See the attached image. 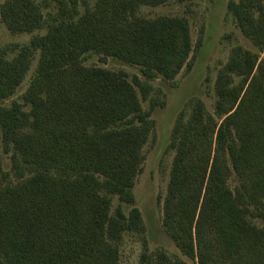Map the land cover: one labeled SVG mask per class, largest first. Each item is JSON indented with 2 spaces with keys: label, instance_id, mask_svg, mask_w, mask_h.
Wrapping results in <instances>:
<instances>
[{
  "label": "trees",
  "instance_id": "obj_1",
  "mask_svg": "<svg viewBox=\"0 0 264 264\" xmlns=\"http://www.w3.org/2000/svg\"><path fill=\"white\" fill-rule=\"evenodd\" d=\"M50 1L56 13H43ZM171 0H8L0 16L12 34L47 27L24 46L0 50V128L11 170L0 158V264H121L126 235L142 237L141 264H188L148 254L146 224L134 188L144 147L155 129L156 76L174 81L192 70L194 47L184 17L139 15ZM242 46L215 82V112L196 99L180 114L168 150L175 151L163 226L197 264H264V0L230 2ZM140 68L85 65L87 55ZM38 64L22 102L11 99ZM237 181L233 189L232 179ZM114 199L118 204L114 207Z\"/></svg>",
  "mask_w": 264,
  "mask_h": 264
},
{
  "label": "rangeland",
  "instance_id": "obj_2",
  "mask_svg": "<svg viewBox=\"0 0 264 264\" xmlns=\"http://www.w3.org/2000/svg\"><path fill=\"white\" fill-rule=\"evenodd\" d=\"M6 1L8 0H0V8ZM34 1L40 4L45 2V0ZM232 1L240 0H171L157 7L144 6L139 11V15L147 19L161 16L186 18L190 23L194 47L199 40L202 43L192 70L187 71L185 68L174 81H166L161 76H156L153 81L148 82L151 88L148 100H143L141 90L136 88L145 111L150 109L151 100L165 102L164 107H158L153 113L155 129L144 147V171L138 177L134 188L135 206L142 212L146 224L145 236L148 240V254L151 261H156L160 253H167L169 256H178L188 264H197L196 261L182 255L163 226L164 200L175 156V151L168 150V146L176 120L182 113L186 119L190 117L196 99L204 101L211 113L215 112V82L219 71L230 60L232 50L237 46H242L258 52L253 42L242 33L236 18L230 11L229 3ZM90 2L94 4L96 0H90ZM49 5L43 8L45 15L50 12L56 13V5L51 1ZM46 32L47 27L45 26L32 33L12 34L0 16V50L6 47L27 45L34 36L44 35ZM38 58L37 55L31 71L18 92L5 101V105L9 106L14 100L22 102L21 97L35 74ZM102 58L89 54L85 65L88 67L102 66L116 72L124 71L131 82L134 77H139L144 81L139 67L110 58L104 65L100 62ZM10 157V154L4 152L0 128V158L6 171L11 170ZM230 185L234 189L237 181L233 178ZM117 204V199H114V207ZM250 221L259 227H264V218L258 214L250 217ZM143 251L141 235H126L121 248V264H141Z\"/></svg>",
  "mask_w": 264,
  "mask_h": 264
},
{
  "label": "water",
  "instance_id": "obj_3",
  "mask_svg": "<svg viewBox=\"0 0 264 264\" xmlns=\"http://www.w3.org/2000/svg\"><path fill=\"white\" fill-rule=\"evenodd\" d=\"M100 62L104 65H106L108 63V58L107 57H104L100 60Z\"/></svg>",
  "mask_w": 264,
  "mask_h": 264
}]
</instances>
